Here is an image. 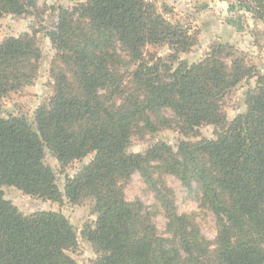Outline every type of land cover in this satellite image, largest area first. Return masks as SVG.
<instances>
[{
    "label": "trees",
    "instance_id": "obj_1",
    "mask_svg": "<svg viewBox=\"0 0 264 264\" xmlns=\"http://www.w3.org/2000/svg\"><path fill=\"white\" fill-rule=\"evenodd\" d=\"M244 1L264 22V0ZM34 6L0 0V17ZM45 33L55 50L52 95L33 123L0 116V264H78L69 254L77 245L69 220L50 210L22 213L4 198L5 185L56 202L91 197L96 218L81 234L96 253L92 264H264V76L245 92V111L228 120L223 98L256 68L219 43L197 62L180 59L193 36L147 0L59 6ZM159 45H167L166 56L146 50ZM41 57L34 35L0 41V109L9 91L34 78ZM203 125H213L215 137L127 152L132 135L174 127L196 137ZM46 151L62 166L93 157L62 192ZM134 171L154 191L167 236L140 200H126L120 181ZM162 174L195 191L214 214V248L190 214L178 213Z\"/></svg>",
    "mask_w": 264,
    "mask_h": 264
},
{
    "label": "rangeland",
    "instance_id": "obj_2",
    "mask_svg": "<svg viewBox=\"0 0 264 264\" xmlns=\"http://www.w3.org/2000/svg\"><path fill=\"white\" fill-rule=\"evenodd\" d=\"M81 1L83 0H35L36 6L31 7L28 13L20 15L7 13L0 17V41L9 36L34 35L42 56L34 78L26 81L19 89L9 91L2 98L0 116L20 115L33 123L35 109L47 102L53 93L50 69L55 50L45 31L55 24L57 7L71 8ZM147 1L153 3L161 15L173 23L180 24L193 36L194 44L188 51L179 53L180 59L189 63L197 62L211 51L212 45L219 43L231 46L232 52L256 68L257 75L241 80L222 100V107L228 120L244 112L245 92L255 85L258 76H264V22L255 17L244 0ZM146 50L162 57L169 53L167 45L147 46ZM164 112L170 115L169 110ZM215 132L216 128L213 125H203L199 128L198 136L184 137L177 128H161L155 133L132 135L127 152H142L157 141H164L175 147L182 139L194 141L197 138L215 137ZM92 157L91 153L62 166L46 151L44 160L53 168L57 185L63 192L67 178L74 176ZM161 180L172 190L173 203L178 213L190 214L200 233L212 243L210 248H214L216 235L214 214L206 207L200 206L196 192L185 187L174 175L162 174ZM120 185L126 200H140L157 231L167 236L164 212L151 186L145 182L141 174L134 171L128 178L121 180ZM1 190L4 198L10 200L24 214L40 210L61 212L73 225L77 235V245L69 254L78 264H92L96 253L91 243L81 234L85 225H91L96 218L91 197H83L72 202L63 196L61 201L56 202L30 196L14 186L5 185Z\"/></svg>",
    "mask_w": 264,
    "mask_h": 264
}]
</instances>
